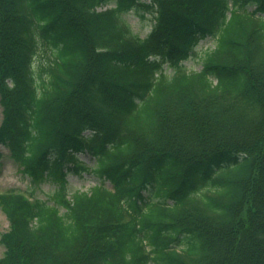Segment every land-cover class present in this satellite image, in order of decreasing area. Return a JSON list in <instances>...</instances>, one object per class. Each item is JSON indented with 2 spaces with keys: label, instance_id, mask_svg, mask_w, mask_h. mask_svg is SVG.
Instances as JSON below:
<instances>
[{
  "label": "trees",
  "instance_id": "obj_1",
  "mask_svg": "<svg viewBox=\"0 0 264 264\" xmlns=\"http://www.w3.org/2000/svg\"><path fill=\"white\" fill-rule=\"evenodd\" d=\"M0 106V264H264V0H0Z\"/></svg>",
  "mask_w": 264,
  "mask_h": 264
},
{
  "label": "rangeland",
  "instance_id": "obj_2",
  "mask_svg": "<svg viewBox=\"0 0 264 264\" xmlns=\"http://www.w3.org/2000/svg\"><path fill=\"white\" fill-rule=\"evenodd\" d=\"M104 8V7H101ZM100 9V8H99ZM141 10L137 8V10H132L125 15L126 20L129 22L132 30L139 34L140 36H145L152 24L151 16L149 14H145L141 16ZM211 45V41L208 39H200L197 50H200L204 47ZM48 55V53L40 54V58H44V56ZM185 68L187 70H199L201 68V64L198 61L197 55L193 54L188 60L184 62ZM169 72L170 67L166 68ZM2 118L1 114V106H0V121ZM4 156L2 157L0 164V192L7 190L9 188L19 189V191H23L26 193H33L35 196L46 198L47 196L52 194L54 185L51 182L44 181L39 185H35L29 179V177L24 174L18 164H16L12 158L8 155L7 150L2 148ZM79 158L85 160L88 163H92L93 160L90 156L86 154L79 155ZM68 186L70 191L75 189L86 190L94 183L97 182V179L92 175L78 176L75 173H69L68 176ZM62 212L63 209H60ZM8 227V221L6 219L5 214L0 209V234L5 231ZM4 246L0 242V256L3 254Z\"/></svg>",
  "mask_w": 264,
  "mask_h": 264
}]
</instances>
